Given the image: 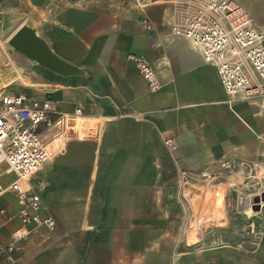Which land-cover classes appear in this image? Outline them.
Here are the masks:
<instances>
[{
  "label": "crops",
  "instance_id": "1",
  "mask_svg": "<svg viewBox=\"0 0 264 264\" xmlns=\"http://www.w3.org/2000/svg\"><path fill=\"white\" fill-rule=\"evenodd\" d=\"M234 1L264 30V0ZM169 11L157 4L142 12L94 6L91 18L68 22L64 40L48 43L82 75L63 78L35 67L32 94H25L51 99L61 113L81 107L85 119L78 121L95 122L98 138L71 142L33 178L40 217L54 220L53 231L23 229L15 197L0 198V245L13 243L15 232L25 230L16 252L1 255L0 264H180L172 253H160L161 261L153 262L155 249L140 248L148 238V209L156 206L153 192L167 177L178 183L182 172H203L222 162L240 167L239 174L242 167L264 171V143L258 139L264 138V101L229 102L216 70L171 36ZM1 13L10 14L5 7ZM142 19L153 32L141 28ZM134 56L154 68L158 92L147 91ZM243 212L264 227V213L252 205ZM218 229L212 245L238 243L237 234ZM256 245L264 259V235Z\"/></svg>",
  "mask_w": 264,
  "mask_h": 264
},
{
  "label": "built area",
  "instance_id": "2",
  "mask_svg": "<svg viewBox=\"0 0 264 264\" xmlns=\"http://www.w3.org/2000/svg\"><path fill=\"white\" fill-rule=\"evenodd\" d=\"M167 25L174 39L186 42L203 62L216 70L220 85L229 102L257 103L264 101V30L253 24L248 13L234 0H192L189 7L169 11ZM148 33L154 28L147 20L140 22ZM132 61L149 93L161 89L154 68L143 58ZM82 108L61 113L48 98L16 94L0 88V163L6 164L5 174L14 179L0 184V198L15 197L20 206L17 218L23 229L53 231V219H42L39 189L32 181L57 155L68 151L73 141L97 139L98 127H89ZM264 143L263 137H258ZM171 141L165 145L171 150ZM225 169L231 168L226 163ZM213 173L182 172L179 182L183 196L199 181H211ZM25 231V230H24ZM16 231L14 242L0 245V256L8 258L17 250L16 243L25 237Z\"/></svg>",
  "mask_w": 264,
  "mask_h": 264
},
{
  "label": "rangeland",
  "instance_id": "3",
  "mask_svg": "<svg viewBox=\"0 0 264 264\" xmlns=\"http://www.w3.org/2000/svg\"><path fill=\"white\" fill-rule=\"evenodd\" d=\"M191 2L192 0H0V86L9 84L5 90L16 94H32L29 92L32 77L30 72L35 67L37 71L41 68L16 53L8 44L9 39L23 26L33 29L49 46L50 42L64 40L69 21L81 24L84 19L91 18L94 6L118 12L125 9L142 12L149 5L157 4L170 11H180L189 7ZM3 7L8 9L9 15L1 13ZM19 75L27 76V79ZM88 125L94 127L95 122ZM226 163L228 162L205 170L213 173V179L199 181L189 187L187 198L183 196L179 176L178 183H174L172 177H167L162 188L153 192L156 206L148 209V221L144 230L148 238L141 241L143 244L140 246L148 250L155 249L153 262L161 261L160 253H172V258H176L180 264H264L256 245L264 235L262 221H251L243 212L252 205L253 211L264 213V208L259 206L261 202L264 203V171L242 167L243 172L239 174L237 172L240 167L231 164V168L225 169ZM6 168L4 162L0 163V184L4 187L14 179L12 175L5 174ZM232 175L234 177L230 178ZM219 199L222 200L221 203ZM220 227L225 234H237L238 243L233 246L228 243L212 245L211 239ZM222 248L231 250L228 255H222L219 254ZM147 253H153V250Z\"/></svg>",
  "mask_w": 264,
  "mask_h": 264
},
{
  "label": "water",
  "instance_id": "4",
  "mask_svg": "<svg viewBox=\"0 0 264 264\" xmlns=\"http://www.w3.org/2000/svg\"><path fill=\"white\" fill-rule=\"evenodd\" d=\"M8 44L16 53L54 75L63 78L82 75L81 70L55 55L46 42L31 28L21 27L9 39Z\"/></svg>",
  "mask_w": 264,
  "mask_h": 264
},
{
  "label": "bare ground",
  "instance_id": "5",
  "mask_svg": "<svg viewBox=\"0 0 264 264\" xmlns=\"http://www.w3.org/2000/svg\"><path fill=\"white\" fill-rule=\"evenodd\" d=\"M12 63V62H11ZM10 63V64H11ZM12 65H14L13 63H12ZM9 85V84H8ZM8 85H6V86H4V87H2V86H0L2 89H4L5 90V88H7L8 87ZM262 203V202H261ZM259 206H260V204H259Z\"/></svg>",
  "mask_w": 264,
  "mask_h": 264
}]
</instances>
